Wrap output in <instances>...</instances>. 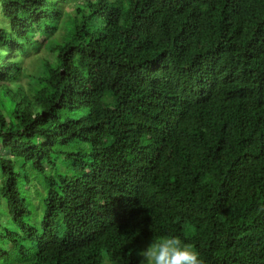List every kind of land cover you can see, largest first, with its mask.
Returning a JSON list of instances; mask_svg holds the SVG:
<instances>
[{
	"label": "trees",
	"instance_id": "16d2710c",
	"mask_svg": "<svg viewBox=\"0 0 264 264\" xmlns=\"http://www.w3.org/2000/svg\"><path fill=\"white\" fill-rule=\"evenodd\" d=\"M18 159L52 169L40 227ZM1 200L3 264L23 240L34 264H139L169 234L264 264V0H0Z\"/></svg>",
	"mask_w": 264,
	"mask_h": 264
},
{
	"label": "rangeland",
	"instance_id": "374dc122",
	"mask_svg": "<svg viewBox=\"0 0 264 264\" xmlns=\"http://www.w3.org/2000/svg\"><path fill=\"white\" fill-rule=\"evenodd\" d=\"M75 4L73 2H70L66 6V10H74ZM58 30L56 32V36H59L62 34V31ZM40 55L44 54L46 55L45 52L39 53ZM51 56V55H49ZM35 55L31 54L29 57H27L24 61V66L26 68L24 77H28L26 73H28L30 67H32L31 63L34 60ZM85 109L80 108V109H74L70 111H63L61 114V119H65L67 117L70 118H77L81 116L84 113ZM89 144L86 141H79V142H70L67 145L63 146V149L69 150V151H87ZM2 150V148H1ZM3 153L5 155H9L6 150H3ZM67 167L68 163L63 159V156H56V162L53 165L52 169L53 171L57 168L60 167ZM51 167H48V169L45 171L44 174L37 172L31 165V163H25L22 159H18L16 163V170L18 172V189L19 192L21 193V196H23L27 202H28V207H29V213L25 215V220L26 222L32 224L33 226L40 227V219L42 217V206L39 205V202L41 201L42 195L41 192H43L42 186H44L45 183V175L50 174L52 172ZM26 176L28 178V181L26 180ZM3 207H7V203L5 200H1L0 202V220L3 223H6L7 226L16 229L21 232V229L19 226H15L11 220L9 214H3ZM8 209V207H7ZM22 233V232H21ZM152 239L150 238H142L141 243L139 247L137 248L136 252L139 253L141 250L145 249L149 243H151ZM23 245L29 249V255L24 258L23 261H15L13 262L14 264H34V253L35 249L33 247V243L28 240H23L22 241ZM9 249H13L12 246H9ZM139 256V255H138ZM16 255L12 257V259H15ZM18 258V257H17ZM140 260L141 257L139 256ZM139 260V264H140ZM105 261H103L102 264H105ZM108 261V260H107ZM0 264H3L1 261Z\"/></svg>",
	"mask_w": 264,
	"mask_h": 264
},
{
	"label": "clouds",
	"instance_id": "9594fccd",
	"mask_svg": "<svg viewBox=\"0 0 264 264\" xmlns=\"http://www.w3.org/2000/svg\"><path fill=\"white\" fill-rule=\"evenodd\" d=\"M138 255L140 264H205L200 251L178 235H155ZM105 264H109L106 260Z\"/></svg>",
	"mask_w": 264,
	"mask_h": 264
}]
</instances>
